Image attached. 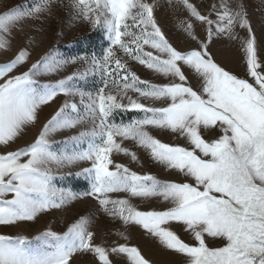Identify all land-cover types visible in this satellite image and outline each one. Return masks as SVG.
<instances>
[{"label":"snow or ice","instance_id":"obj_1","mask_svg":"<svg viewBox=\"0 0 264 264\" xmlns=\"http://www.w3.org/2000/svg\"><path fill=\"white\" fill-rule=\"evenodd\" d=\"M59 2L38 0L0 13V49L9 47L14 29L52 15ZM180 2L191 17L208 26L207 42L200 41L198 48L177 50L158 24L149 0H68L64 7L73 20L104 31L108 47L100 55L64 57L50 49L26 70L12 74L29 57L28 50L21 48L14 58L0 63V145L14 142L27 126H34L41 106L58 95L79 97L78 102L66 99L31 143L0 154V225L34 221L50 209L91 197L99 211L124 225L139 226L164 249L184 257L182 264H264V64L258 58L257 37L242 2L233 6L220 0L218 7L212 6L216 19L202 14L190 0ZM237 27L246 30L242 51L248 78L226 70L208 52L214 29L236 39ZM185 30L197 39L191 22ZM118 51L169 77V82L141 79ZM77 63L82 70L62 79L43 84L37 79ZM184 67L199 78L197 86L189 82ZM89 76L99 77L95 91L77 84ZM129 91L164 106L142 103ZM128 110H139L143 116L115 121L116 113ZM82 125L63 141L51 139L58 131ZM150 127L179 134L187 146L162 142L148 131ZM212 131L218 132L216 138L206 139L204 133ZM127 139L186 179L161 181L115 163L114 151L137 159L135 152L122 146ZM54 143L75 147L57 152L52 150ZM80 162L89 166L76 173L53 170ZM65 175L83 177L88 190L57 187V176ZM119 193L162 196L171 206L142 211L129 198L113 196ZM172 222L180 223L194 243L181 239L169 226ZM91 225V217L82 215L64 231L47 228L32 239L0 234V264H73L74 257L82 254H92L97 264H113V254L126 257L127 264H151L136 245L96 243ZM118 235L127 241L124 233ZM206 237L222 245L210 247Z\"/></svg>","mask_w":264,"mask_h":264},{"label":"rangeland","instance_id":"obj_2","mask_svg":"<svg viewBox=\"0 0 264 264\" xmlns=\"http://www.w3.org/2000/svg\"><path fill=\"white\" fill-rule=\"evenodd\" d=\"M36 2H38V0H0V13L17 6H21L22 8L31 6ZM149 2L155 5L154 14L157 22L161 26L169 42L177 48V50L186 51L195 49L200 46V41L207 42L208 26L196 20L194 17H191L180 0H149ZM190 2L196 5L202 14L210 15V18L216 19L215 12L212 11V6L217 5L218 7L220 0H190ZM227 2L233 6L237 2H242L247 9L259 45L258 58L260 62L264 64V0H227ZM67 3L68 0H60L56 8L53 9L52 15L40 21H26L23 26H18L14 29L10 38L9 47L0 49V63L7 62L14 58L21 48H26L28 50L29 57L27 61L22 66L15 69L12 74H17L18 72L26 70L36 59L50 49H55L64 57L84 54L91 55L92 53L100 55L103 49L108 47V41L105 38L104 31L100 28L93 29L92 26L86 22L73 20L70 16V9L64 7ZM188 22L192 23L193 33L197 39H193L185 30ZM235 35L237 37L236 39H228L226 36L216 34L214 29L213 37L208 46V52L211 54L212 58L226 70L231 71L241 78H248L246 77L245 58L242 51V42L246 37V30L237 27L235 29ZM89 40H91L92 43H89L90 45H84L83 42ZM146 50L151 49H148L146 46ZM118 55L127 60L130 68L135 71L141 79L148 80L154 84L169 82V77H165L161 73L147 69L130 57H125L122 51H118ZM77 69H81L80 64H68L58 72L41 75L37 77V79L41 84L50 81L54 82L71 74ZM183 70L188 76L189 82L194 87L197 86L199 78L193 71L187 67H184ZM77 84L85 88V90L95 91V88L99 86V77L89 76L87 80L77 81ZM128 95L150 106H164L161 101L145 99L134 91H129ZM66 99H75L77 102L79 101V97L70 98L60 94L54 101L41 106L39 109V119L35 125L27 126L14 142L6 146L0 145V154L16 150L31 143L43 123L55 113ZM124 102L127 103V100L125 99ZM131 111L136 112L137 115H128V112ZM142 116L143 113L139 110H128L126 112L116 113L114 119L119 123L121 120L128 122L132 119L142 118ZM83 127L85 126L82 125L77 128L58 131L51 136V139L56 142L63 141L66 137L77 134ZM148 131L164 143L187 146L186 140L183 137L170 130L150 127ZM204 135L206 139H213L216 138L218 132L212 131L204 133ZM117 140L120 142V138H117ZM122 146L128 148L131 152H135L137 159L134 161L131 159L130 155L114 151L111 158L115 163L126 165L141 174H152L161 181L183 182L186 179L183 174L179 173L177 170L170 169L154 160L148 151L133 140H123ZM74 147V144L65 145L63 143H54L52 150L59 152L71 150ZM88 166L89 164L87 162H80L60 169H56L55 166H53V170L60 173H76ZM76 181L84 182L86 185L76 188L74 184ZM54 182L57 187L71 189L74 192H83L88 190L89 187L86 179L83 177H76L75 175H65L63 179L57 176ZM113 196L129 198L130 202L138 210L142 211L164 210L171 206V202L164 200L162 196L139 198L129 197L126 193L113 194ZM82 215L91 217V230L95 234L96 243H103L108 247L116 243L136 245L145 258L151 261V264H182V261H184V257L164 249L153 237L148 235L139 226L132 224L124 225L120 220L113 219L102 211H99L96 200L91 197H81L71 201L62 208L50 209L40 214L34 221L20 222L12 226L0 225V234L24 235L32 239L47 228H51L53 231L57 232L64 231L67 225ZM169 226L185 242L194 243L190 234L180 223L172 222ZM121 232L127 236V241H125L122 236L118 235V233ZM33 242L35 243V241ZM206 243L210 247L222 245L220 240L208 237H206ZM110 259L113 261V264H127L126 257L124 256H116L113 254L110 256ZM73 264H97V262L92 254H82L74 257Z\"/></svg>","mask_w":264,"mask_h":264},{"label":"trees","instance_id":"obj_3","mask_svg":"<svg viewBox=\"0 0 264 264\" xmlns=\"http://www.w3.org/2000/svg\"><path fill=\"white\" fill-rule=\"evenodd\" d=\"M92 41H93V39H92ZM92 41L91 40H89V41H86V42H83L84 43V45H90L91 43H92ZM90 43V44H89ZM128 115H130V116H135V115H137V113L136 112H133V111H131V112H128ZM74 184H75V187L76 188H79L80 186H85L86 184H84V182H81V181H76V182H74Z\"/></svg>","mask_w":264,"mask_h":264}]
</instances>
